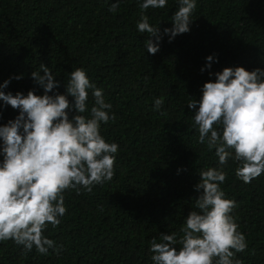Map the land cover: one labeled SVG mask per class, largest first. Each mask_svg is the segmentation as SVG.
Returning <instances> with one entry per match:
<instances>
[{"label": "trees", "instance_id": "trees-1", "mask_svg": "<svg viewBox=\"0 0 264 264\" xmlns=\"http://www.w3.org/2000/svg\"><path fill=\"white\" fill-rule=\"evenodd\" d=\"M0 264H264V0H0Z\"/></svg>", "mask_w": 264, "mask_h": 264}]
</instances>
